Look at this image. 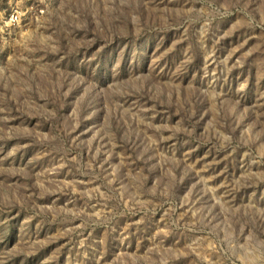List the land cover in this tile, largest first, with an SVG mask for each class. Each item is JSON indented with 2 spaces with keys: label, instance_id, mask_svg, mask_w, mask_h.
Here are the masks:
<instances>
[{
  "label": "rangeland",
  "instance_id": "1",
  "mask_svg": "<svg viewBox=\"0 0 264 264\" xmlns=\"http://www.w3.org/2000/svg\"><path fill=\"white\" fill-rule=\"evenodd\" d=\"M0 264H264V0H0Z\"/></svg>",
  "mask_w": 264,
  "mask_h": 264
}]
</instances>
